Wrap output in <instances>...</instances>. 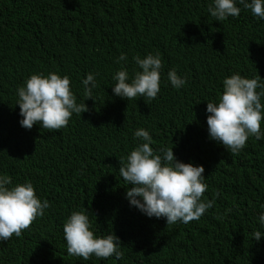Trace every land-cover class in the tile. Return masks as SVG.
I'll list each match as a JSON object with an SVG mask.
<instances>
[{
    "label": "trees",
    "instance_id": "1",
    "mask_svg": "<svg viewBox=\"0 0 264 264\" xmlns=\"http://www.w3.org/2000/svg\"><path fill=\"white\" fill-rule=\"evenodd\" d=\"M209 3L0 0V173L13 184L31 181L50 205L20 236L0 242V264H264L258 222L264 211V140L249 137L232 154L209 138L205 111L225 76L264 79V69L251 71L264 47V20L243 14L214 21ZM150 52L162 58L161 79L168 81V70L175 69L185 85L165 88L152 100L115 96L113 74L122 66L132 74L138 70L132 57ZM121 53L127 61L116 63ZM49 72L70 77L78 103L82 79L99 73L94 99L66 127L26 129L19 124L16 89L31 74ZM138 128L149 131L154 149L173 148L178 160L204 167L208 187L202 198L215 203L199 222L167 227L165 219L130 206V185L118 169L135 147ZM80 209L88 212L95 233L119 237L122 260L67 254L62 226ZM255 230L262 233L258 242Z\"/></svg>",
    "mask_w": 264,
    "mask_h": 264
},
{
    "label": "clouds",
    "instance_id": "2",
    "mask_svg": "<svg viewBox=\"0 0 264 264\" xmlns=\"http://www.w3.org/2000/svg\"><path fill=\"white\" fill-rule=\"evenodd\" d=\"M240 6L250 12L241 10ZM207 12L219 22L243 14L264 20V0H210ZM258 50L261 56L253 60L251 71L264 69V47ZM253 55L255 52L245 56ZM132 60L138 70L130 74L122 66L112 76L115 83L111 88L115 96L128 101L136 97L152 100L160 92L159 97L163 89H180L186 83V78L178 75L175 69L168 70V81L161 79L163 64L159 52H150L143 57L134 55ZM122 61H127L125 53L115 60L116 63ZM97 75L99 73L90 72L82 79L83 101L78 103L67 74H31L16 89V105L22 117L19 124L26 129H31L33 125L49 130L66 127L73 114L81 116L87 111L85 101L94 99L93 92L98 87ZM262 98L264 79L260 76L248 78L240 73L225 76L221 93L206 104L209 138L222 144L232 154L243 150L249 137L264 140ZM133 140L136 141L135 147L119 160L118 169L124 183L130 185L125 194L130 206L149 218L165 219L162 224L167 227L172 224L177 226L178 222L189 225L199 222L215 203V198H202L208 187L203 175L204 167L178 160L173 148L154 149L151 146L152 136L144 128L133 132ZM49 206L47 199L37 196L31 181L13 184L9 175L0 173V242L9 240L13 235L20 236L22 230L43 216ZM261 208L264 209V204ZM258 222L264 229V211L259 213ZM62 229L69 256L83 260L93 256L97 259H123L119 237L114 233H95L89 214L84 209L72 211ZM252 235L258 242L262 233L255 230Z\"/></svg>",
    "mask_w": 264,
    "mask_h": 264
}]
</instances>
